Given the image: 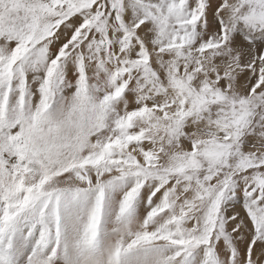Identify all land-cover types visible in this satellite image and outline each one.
<instances>
[{
	"label": "snow or ice",
	"instance_id": "obj_1",
	"mask_svg": "<svg viewBox=\"0 0 264 264\" xmlns=\"http://www.w3.org/2000/svg\"><path fill=\"white\" fill-rule=\"evenodd\" d=\"M0 264H264V0H0Z\"/></svg>",
	"mask_w": 264,
	"mask_h": 264
}]
</instances>
